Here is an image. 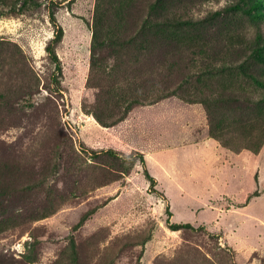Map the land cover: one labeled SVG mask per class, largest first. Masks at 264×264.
I'll list each match as a JSON object with an SVG mask.
<instances>
[{
  "label": "rangeland",
  "instance_id": "1",
  "mask_svg": "<svg viewBox=\"0 0 264 264\" xmlns=\"http://www.w3.org/2000/svg\"><path fill=\"white\" fill-rule=\"evenodd\" d=\"M100 1L0 0V264H264L259 0L133 3L139 26L169 19L167 65L143 71L171 96L112 127L91 112L113 81Z\"/></svg>",
  "mask_w": 264,
  "mask_h": 264
},
{
  "label": "trees",
  "instance_id": "2",
  "mask_svg": "<svg viewBox=\"0 0 264 264\" xmlns=\"http://www.w3.org/2000/svg\"><path fill=\"white\" fill-rule=\"evenodd\" d=\"M102 1L99 3L95 15L94 44L97 46L104 45L110 49V55L113 56L114 61L108 70V74L113 81L108 86V92L99 101L100 104L97 106V109L91 112L103 126L112 127L117 125L118 122L123 121L134 107L144 104L152 105L171 96L167 92L168 89L165 92V89L157 87L156 81L147 78L146 76L149 75L143 71L145 67H149L148 70L151 73H148L154 78L156 72L154 73L153 68L158 72L161 68H165L163 65H167L168 37L163 27L167 26L170 22H167L169 19L164 20L165 17H161L162 23L153 21L151 18L155 17L154 5H150L148 15H146L148 17L147 20H142V24L139 26L132 6L133 3L138 6L137 1L139 0H114V6L111 9H108L107 4ZM255 7L264 11V2L259 0L255 4ZM50 16L52 23L56 27V31L54 39L47 47V51L55 64V77L53 81L57 85H60L62 64L55 48L56 44L62 40L64 32L57 24L55 13L51 12ZM94 51L96 55V48ZM130 54H132L134 60L141 61L142 67L139 71L134 70V67L131 65ZM124 57L125 60H123ZM147 64L149 66H146ZM166 71L168 74L169 68ZM103 106L105 109L101 110ZM83 151L89 153L86 149H83ZM92 152L94 153L92 155L95 157L104 154L118 160L120 159L113 150ZM141 162L145 163L142 156ZM148 177L154 187L156 181L150 175ZM167 213L169 216L167 222L172 231L205 230L204 227L196 229L189 223H172L170 221L172 214L169 210Z\"/></svg>",
  "mask_w": 264,
  "mask_h": 264
}]
</instances>
